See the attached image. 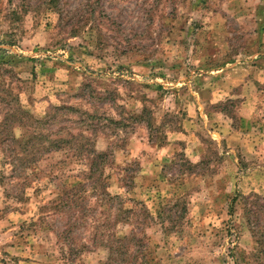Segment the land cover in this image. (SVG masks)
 Listing matches in <instances>:
<instances>
[{
	"label": "rangeland",
	"instance_id": "rangeland-1",
	"mask_svg": "<svg viewBox=\"0 0 264 264\" xmlns=\"http://www.w3.org/2000/svg\"><path fill=\"white\" fill-rule=\"evenodd\" d=\"M0 264H264V0H0Z\"/></svg>",
	"mask_w": 264,
	"mask_h": 264
},
{
	"label": "trees",
	"instance_id": "trees-1",
	"mask_svg": "<svg viewBox=\"0 0 264 264\" xmlns=\"http://www.w3.org/2000/svg\"><path fill=\"white\" fill-rule=\"evenodd\" d=\"M100 156H98L97 158H99Z\"/></svg>",
	"mask_w": 264,
	"mask_h": 264
}]
</instances>
